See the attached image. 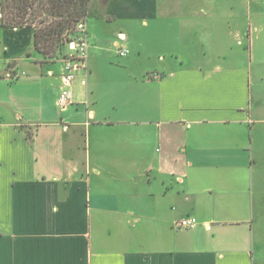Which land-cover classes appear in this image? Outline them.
I'll return each mask as SVG.
<instances>
[{
	"label": "crops",
	"instance_id": "crops-1",
	"mask_svg": "<svg viewBox=\"0 0 264 264\" xmlns=\"http://www.w3.org/2000/svg\"><path fill=\"white\" fill-rule=\"evenodd\" d=\"M263 13L92 0L87 69L62 111L63 60L35 50L34 28L3 26L0 0L15 72L0 76V264H264ZM91 17L128 24L104 84ZM186 216L198 227L176 228Z\"/></svg>",
	"mask_w": 264,
	"mask_h": 264
},
{
	"label": "trees",
	"instance_id": "trees-1",
	"mask_svg": "<svg viewBox=\"0 0 264 264\" xmlns=\"http://www.w3.org/2000/svg\"><path fill=\"white\" fill-rule=\"evenodd\" d=\"M92 0H2V24L9 28L35 29L34 47L51 62L57 46L70 43L76 24L86 20Z\"/></svg>",
	"mask_w": 264,
	"mask_h": 264
},
{
	"label": "built area",
	"instance_id": "built-area-1",
	"mask_svg": "<svg viewBox=\"0 0 264 264\" xmlns=\"http://www.w3.org/2000/svg\"><path fill=\"white\" fill-rule=\"evenodd\" d=\"M120 41L125 40V35L120 34ZM72 54L63 59V67L61 73L60 93L57 100V105L60 110L65 111L73 104L72 88L80 71L87 69V54L90 46L89 34L86 20H82L76 24L72 41L69 43ZM119 55L125 57L129 54L128 49L119 48ZM15 72L8 66L6 69L0 62V76L4 78L14 79ZM68 129V126H64ZM199 222L193 216H186L176 222L175 226L178 229L192 230L197 228Z\"/></svg>",
	"mask_w": 264,
	"mask_h": 264
},
{
	"label": "rangeland",
	"instance_id": "rangeland-1",
	"mask_svg": "<svg viewBox=\"0 0 264 264\" xmlns=\"http://www.w3.org/2000/svg\"><path fill=\"white\" fill-rule=\"evenodd\" d=\"M107 2V0H103ZM264 14V13H263ZM128 25L123 18H119L115 21V18H110V20L105 23H98L93 17L90 18V28L98 35V42L95 49L91 50V56H93L92 63H94L99 72L97 73V80L101 82V84L106 83L107 79L110 77L109 65L113 64H120L124 58L119 55V47H125L127 43H123L119 40V36L121 32L128 33L126 28ZM140 34V33H138ZM129 36V33L127 34ZM67 38H73L71 34H65ZM72 54V50L70 45L66 42L60 43L57 46V59L52 60L51 62H57L59 60H63L64 58L69 57ZM129 56H134L131 54ZM106 70V71H104ZM108 72V73H107ZM264 73V70L262 71ZM259 88L254 93L256 96H263L264 97V80L260 81L258 84Z\"/></svg>",
	"mask_w": 264,
	"mask_h": 264
}]
</instances>
